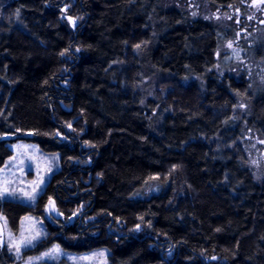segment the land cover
Here are the masks:
<instances>
[{
  "label": "trees",
  "instance_id": "obj_1",
  "mask_svg": "<svg viewBox=\"0 0 264 264\" xmlns=\"http://www.w3.org/2000/svg\"><path fill=\"white\" fill-rule=\"evenodd\" d=\"M2 1L0 168L20 140L60 161L34 207L0 205L15 235L25 216L44 222L29 254L56 244L104 249L107 264H264V180L239 143L264 140V91L234 119L247 83L211 72L226 36L159 0ZM155 76L170 87L158 113L140 94ZM191 76L202 84L185 86ZM0 264L18 263L0 248Z\"/></svg>",
  "mask_w": 264,
  "mask_h": 264
},
{
  "label": "rangeland",
  "instance_id": "obj_2",
  "mask_svg": "<svg viewBox=\"0 0 264 264\" xmlns=\"http://www.w3.org/2000/svg\"><path fill=\"white\" fill-rule=\"evenodd\" d=\"M159 1L162 7L175 9L188 21L212 23L226 36L218 49L211 72L218 78L227 75L247 83L246 94L236 97L233 109L234 119L246 118L253 97L264 91V0H240L238 5L226 7H213L207 0ZM5 4L0 0V20L3 19ZM64 10L67 14V9ZM65 19L71 29L79 23V19L68 14ZM162 81L157 76L146 77L140 87L144 104L148 101L155 103L157 113L170 91V87L162 86ZM199 83L202 84L199 78L191 76L184 85ZM239 143L244 152L245 164L255 181H263L264 140L246 132ZM9 148L12 155L0 168V205L4 201H14L34 207L53 174L60 169L59 156L42 152L38 146L21 140L11 142ZM54 214V203L49 200L44 207L43 217L51 221ZM39 217L28 215L22 218L19 233L15 235L0 213V248L13 254L18 264L61 260L69 264H107V251L104 249L76 254L65 252L58 245L52 244L37 254H29L46 240L45 225Z\"/></svg>",
  "mask_w": 264,
  "mask_h": 264
}]
</instances>
